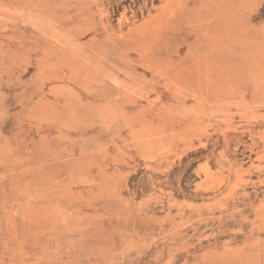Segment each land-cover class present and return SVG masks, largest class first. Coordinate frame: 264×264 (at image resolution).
Listing matches in <instances>:
<instances>
[{
  "label": "rangeland",
  "instance_id": "rangeland-1",
  "mask_svg": "<svg viewBox=\"0 0 264 264\" xmlns=\"http://www.w3.org/2000/svg\"><path fill=\"white\" fill-rule=\"evenodd\" d=\"M0 264H264V0H0Z\"/></svg>",
  "mask_w": 264,
  "mask_h": 264
}]
</instances>
